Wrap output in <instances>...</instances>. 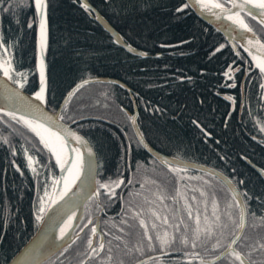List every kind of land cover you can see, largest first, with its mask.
<instances>
[{"label":"trees","instance_id":"16d2710c","mask_svg":"<svg viewBox=\"0 0 264 264\" xmlns=\"http://www.w3.org/2000/svg\"><path fill=\"white\" fill-rule=\"evenodd\" d=\"M87 1L127 44L147 54L132 55L118 46L80 6L78 0H48L49 40L44 49L45 71L50 89L47 108L55 110L65 93L82 79L110 77L120 80L133 96L137 108V125L154 149L168 156H179L180 159L209 166L229 179L236 174L244 175L248 178L250 192L258 194L262 185L256 178L257 172L246 160L264 168V132L261 131L264 126V92L259 88L261 77L255 68L246 75L237 73V78L246 82L241 92L239 85L236 88L225 87L220 75L225 67L224 61L235 59L236 64L247 68L251 57L239 47L241 57H236L225 37L199 18L195 21V29L190 28L192 20L177 21L169 13L177 0ZM11 3L14 5L13 10L7 14L3 8L8 6L9 0H4L3 6H0V27L6 39L16 42L10 54L14 58L16 70L27 72L28 83L23 90L31 94L39 84L36 68L39 22L31 7L32 0H11ZM28 19L33 21L31 28L27 26ZM246 20L256 36L264 42V27L251 17H246ZM201 27L204 31H200ZM189 30L196 31L198 39L187 44L180 43L181 39L187 40L186 32ZM218 43H225V49L212 54V46ZM201 68L205 69L203 73ZM222 94L236 98L232 111L230 104L220 97ZM157 108L159 111L155 110ZM61 110L65 114L63 121L73 123V127L93 147L97 165L101 159L104 161L103 168L97 167L98 180L114 177L117 170L127 176L129 172L126 166L135 169L137 161H143L146 167L142 166L136 171L134 181L144 179L152 167L160 169L157 161L150 163L152 158L149 159L148 154L137 146L127 114L133 113L132 100L121 86L103 82L83 84L70 94ZM193 120H197L201 127L193 124ZM11 123L16 131L9 135V139L17 149L15 160L23 175L8 163L13 157L8 146L0 142V224L5 219L13 221L9 229L10 239L14 232H19V236L12 241V248L7 250L9 258L38 226L39 222H35L31 216V207L34 199L44 190L46 173L57 176L55 161L39 145L38 138L22 125ZM10 132L7 125L0 121V136ZM205 132H210L211 136H205ZM129 145L130 159L127 155ZM22 146L28 148L29 154L35 156L42 165L37 168L41 173L39 192L33 173L26 167ZM37 147L41 150L36 151ZM187 173L188 178L179 176L181 194L189 200L196 194L199 199V192L194 193L193 189H204L208 194L210 218L213 195L218 202V213L222 215L226 211V202L231 199L224 184L204 172L187 170ZM177 178L171 183L169 193H166L168 197L176 195ZM122 187V194L117 195L116 201L121 202L119 197L122 196L124 203L128 204V189ZM133 189L134 192L141 191L140 184ZM144 191L150 193L153 189L146 184ZM101 200L107 201L104 197ZM140 202L141 198L133 201L134 204ZM251 203L253 209L258 207L256 202ZM164 204L167 208L159 204L156 207L160 209L161 215L167 213L171 216L172 209L182 207L183 201L177 203L176 207L169 199ZM193 207L195 209L196 205ZM17 216L23 217L25 222L15 223ZM173 222L170 219V223ZM228 223L231 233L235 226L232 222ZM160 227L161 232L167 229L171 233L167 225L161 224ZM243 234L251 238V243L264 235V226L259 221L253 225L249 215ZM78 240L73 241L66 250L71 249V245L78 243ZM4 252L5 249H0V264ZM172 256L179 259L180 254L170 252L166 259L170 262ZM253 258L259 259L255 255ZM159 259L153 258L143 264H159ZM77 262V259L70 257L63 262L56 261L55 264ZM179 264H188V261L179 259Z\"/></svg>","mask_w":264,"mask_h":264},{"label":"snow or ice","instance_id":"6c2138e0","mask_svg":"<svg viewBox=\"0 0 264 264\" xmlns=\"http://www.w3.org/2000/svg\"><path fill=\"white\" fill-rule=\"evenodd\" d=\"M78 2L86 12L91 14L93 11L91 5L85 0H78ZM3 3L4 0H0V6H3ZM13 7L14 5L9 0L8 6L4 7L3 11L7 14L12 12ZM31 7L34 8L39 22L36 63V67L39 69V84L31 92V97L34 99H29L22 94V89L28 83L27 72L23 69L16 70L14 58L10 54V51L16 47V42L10 38L6 39L4 31L0 27V53H2L0 55V76L4 79L0 94L3 95V99L9 105L8 107H0V114H3L0 116V121H3L11 130L8 135L0 136V142L8 146L13 157L8 163L21 175L23 172L15 160L18 154L17 149L9 139V135L16 131L11 122L22 125L34 134L43 150H47L50 158H54L55 167L60 169V175L53 177L50 172L46 173L44 190L34 199L31 207V216L34 221L41 222L45 231L50 233L53 238L43 245H32L18 249L9 258V251L7 250L12 248V241L19 236V232H14L10 239L9 229L12 227L13 221L10 219L3 220L0 224V227L3 228V231L0 232V249H5L2 264H50L48 257L52 255L53 250H66L69 247L73 241L72 239H65V236L73 226L72 221L76 215L73 209L76 204L64 197L71 185L76 184L77 189L88 199L96 197L97 208H99L98 198L100 196H104L111 203V197L117 195L116 189L121 188L125 183L133 186L135 182L132 179V173L138 171L142 166L146 167L143 161H137L135 169L130 165L127 166L129 172L127 176L122 175L117 170L114 177L98 180L95 170L97 167L103 168L104 161L101 159L97 165L96 153L92 147L88 146V141L84 139V136L68 130L62 123L65 119L62 110L47 111V105L50 103L49 81L39 49H45L48 46L49 3L48 0H32ZM169 13L177 21L192 20L191 29L197 27L195 21L198 16L211 17L216 22L229 21L230 24L227 27L221 23L220 30L226 34H231L229 39L233 42L232 51L235 56L241 57L238 47L243 48L244 52L251 57V62L249 67L243 68L236 64L235 59L231 62L224 61L225 67H223L220 75L225 82V87L236 88L239 85L243 92L246 82L239 80L237 73L246 75L255 68L258 69L261 77L259 88L261 92H264V42L256 36L253 27L246 20V17H251L264 27V0H177V3L170 8ZM97 18H99L98 14ZM15 22L18 23V21ZM32 24V19H28L27 26L31 28ZM237 29L242 30L240 35L243 37L244 43L237 40ZM200 31H204V29L201 27ZM249 33L252 35L249 36ZM186 36L187 40L181 39L179 42L187 44L189 41L198 39L196 31L189 30L186 32ZM117 39L120 38L117 37ZM222 49H225V43H218L212 46L211 52L212 54L219 53ZM146 54L145 52L139 53L140 56ZM200 71L203 73L205 69L201 68ZM180 79H184V77ZM225 99L235 107V97L229 95ZM155 110L159 111L158 108ZM128 119L135 127L136 116L128 115ZM192 122L197 127H201L197 120ZM225 126L227 125L225 124ZM261 131L264 132V126L261 127ZM205 136H211V133L205 132ZM67 137H71L81 147L69 148ZM136 143L137 146L146 149L153 157L150 163L159 160L172 173L186 174L187 170L193 167L191 163L181 160L179 156L171 159L161 157L158 152L150 147L142 132H137ZM84 147H87V158L81 150ZM35 150L40 151L41 149L37 147ZM23 154L26 158V167L33 173L39 192L41 173L37 171V168L42 167V165L35 156L29 154L28 148H23ZM127 155L130 159L131 145L128 146ZM220 158L224 159V157ZM232 172L236 173V170L232 169ZM209 174L218 175L216 173ZM219 178L224 180L223 177ZM256 178L262 185L258 194L250 192L248 178L244 175L236 174L230 179L224 180L231 193V199L226 202V211L221 215L218 213V202L213 195L211 198V218L208 214L207 192L204 189H193L194 193L199 192V199L196 194H193L189 200L180 192L179 175L175 197H168L166 189L162 186H158L155 191L150 193L145 192L144 183L139 182L141 191L128 192V211L125 212V218H122L119 224L114 225L118 233L114 236V246L113 240H109L108 248L105 250L104 233H101L100 240H93L99 230L98 225L92 222L90 216L87 217L91 226V235L87 240L89 250L84 254V258L79 261V264H85V261L92 258L93 254L102 255L107 264H128L126 257L132 261V264H143L140 259L133 260V256L144 253L146 249L158 252L159 264H179V259L188 261V264H264V235L249 243L251 238L242 232L246 227V218L249 215L252 217L253 225L259 221L260 225L264 226V168L258 169ZM233 180H235V185H233ZM153 183L156 182L153 181ZM136 198H141L142 202L134 204L133 201ZM120 199L123 203V197ZM166 199H172L176 203L183 201V206L173 208L171 216L167 213L161 215V211L156 205L159 204L167 208V205L164 204ZM58 201L60 203H57ZM251 202H256L258 207L253 209ZM54 204L56 208L52 209L51 212H46V209L51 208ZM194 204L196 205L195 209ZM201 205L203 206L202 210ZM257 212L260 213L259 216H257ZM170 219L174 222L170 223ZM158 221L160 223H157ZM24 222L23 217L17 216L15 218L17 224ZM228 222H232L235 226L231 233ZM161 224L167 225L171 229V233L167 229L161 232ZM57 228L58 232L55 231ZM57 241L60 243L57 244ZM170 252L179 253V259L177 256H172L169 262L166 258ZM254 255L258 256L259 259H254ZM147 259L150 260L151 257H147Z\"/></svg>","mask_w":264,"mask_h":264},{"label":"water","instance_id":"95a60500","mask_svg":"<svg viewBox=\"0 0 264 264\" xmlns=\"http://www.w3.org/2000/svg\"><path fill=\"white\" fill-rule=\"evenodd\" d=\"M86 3H88L87 0H85ZM89 4V3H88ZM90 5V4H89ZM92 8V12L91 14H89L87 12V14L92 18L94 19L109 35L110 37L113 39V41L118 45L120 46L122 49H124L126 52L132 54V55H136V56H140L139 53L140 52H143L139 49H136L134 48L133 46L127 44L123 38L121 37V35L115 30V28H113L111 26V24L95 9L91 6ZM97 14L99 15V18H97ZM198 18L200 20H202L203 22H205L206 24L212 26L214 29H216L217 31H219L226 39L227 43L231 46L232 48V41L229 39V36L231 34H226L224 31L220 30L221 28V23L227 27L230 22L227 21V20H222L221 22H216L214 21L211 17H205V16H198ZM242 30H239L237 29L236 31V35H237V40L240 42V43H244V40H243V37L240 35ZM249 36H251L252 34L249 33L248 34ZM117 37H119L120 39L118 40ZM260 39V38H259ZM261 40V39H260ZM262 41V40H261ZM263 42V41H262ZM259 55V53H257ZM40 55H41V58L44 60V49L40 52ZM146 56V55H145ZM94 82H103V83H113V84H116V85H119L121 86L122 88L125 89V91L128 93L129 97L131 98L132 100V104H133V113L130 114L127 112L128 115H135L136 118H137V108H136V104L134 102V99H133V96L131 95L130 93V90L129 88L120 80H117V79H114V78H110V77H88V78H85V79H82L80 81H78L77 83H75L66 93L65 95L63 96L61 102L59 103L58 107L55 109L56 111H61V109L63 108L64 104L66 103L68 97L70 96V94L76 89L78 88L79 86L83 85V84H86V83H94ZM3 84H4V79L2 76H0V92H2V88H3ZM22 94L24 96H27L29 99H34L33 97H31V94L25 92L23 89H22ZM227 95H220V97L222 99H224L226 102H228L230 104V111L233 110V106L231 104V102L227 101L225 99ZM9 105L5 102V100L3 99V95L0 94V107H8ZM47 111L51 112L52 109H49L47 108ZM62 123L67 127L68 130L70 131H73V132H77L78 134L82 135L79 131H77L74 127H73V123L71 122H64L62 121ZM130 125H131V128H132V131H133V134L137 140V132H141L138 125H137V122H136V126L133 127L132 126V123L130 121ZM83 136V135H82ZM68 139V142L71 143L72 146H76V147H81L80 145H77L72 139L71 137H67ZM85 140H87L85 137H84ZM88 141V140H87ZM150 145V144H149ZM88 146L89 147H92L91 144L88 142ZM150 147H152L150 145ZM142 148V147H141ZM153 148V147H152ZM93 149V147H92ZM150 157H152L148 151L144 148H142ZM154 149V148H153ZM85 158H87V147H84L81 149ZM94 151V149H93ZM155 152H158L160 154L161 157H164V158H167V159H171V158H174L172 156H168V155H165L159 151H157L156 149H154ZM153 158V157H152ZM183 160V159H181ZM157 162H159L160 164H162L159 160H156ZM184 161H187V160H184ZM249 165L252 166V168L258 172V169H260L258 166L252 164L251 162H249L248 160H246ZM189 163H191L193 165L192 168H190L191 170H198V171H203L205 173H216L218 175H212L214 177H216L218 180H220L224 186L228 189V185L227 183L224 182V180L226 179H229L226 175H224L223 173H221L220 171L214 169V168H211L209 166H206V165H202V164H199V163H195V162H192V161H187ZM58 169V174L57 176L60 175V169ZM96 173H97V168H96ZM219 177H223L224 180L220 179ZM234 185V184H233ZM229 190V189H228ZM65 199H68V200H72L75 204H76V207L73 209L75 212H76V215L75 217L73 218V223H72V228L69 230V233L66 234L65 236V239H72L73 240V237H72V232L76 226V224L78 223L79 221V218H80V215L82 214V211H83V206L84 204L86 203L87 200H89L87 197L84 196V194L82 192H80L78 189H77V185L74 184L73 187H71V189L65 194ZM57 203H60V201H58ZM56 208V205H52L51 208H47L46 209V212H51L52 209ZM245 229V228H244ZM244 229L242 230V232L244 231ZM56 231V229H55ZM52 239V235L50 233H47L44 229V225L39 222L36 230L34 231V233L29 237V239L19 248V249H23L24 247L26 246H32V245H43V244H46L48 240H51ZM60 241H57V244H59ZM58 251H55L53 250L52 252V255L48 257L51 258L55 253H57ZM147 257H151V259L153 258H157L158 257V254H151V255H148L146 257H143L141 258L140 260L144 263L146 261H148L149 259H147ZM150 259V260H151Z\"/></svg>","mask_w":264,"mask_h":264},{"label":"flooded vegetation","instance_id":"af4514ba","mask_svg":"<svg viewBox=\"0 0 264 264\" xmlns=\"http://www.w3.org/2000/svg\"><path fill=\"white\" fill-rule=\"evenodd\" d=\"M243 102V100L241 101ZM240 102V104H241ZM239 104V106H240ZM145 152V151H144ZM146 153V152H145ZM149 159H151L149 157ZM128 166V165H127ZM126 166V167H127ZM156 166V165H155ZM159 168L167 169V167L163 164L158 163ZM128 168V167H127ZM129 174V173H128ZM136 172L132 173V179L134 181V178L136 177ZM139 176H142L139 175ZM177 173H172L169 171V177L171 181L176 180ZM134 185L130 186L127 183H125L123 186L127 187V194L129 191L134 192L135 185L140 184L139 182H142V180L134 181ZM133 187V188H131ZM123 188V187H121ZM118 188L116 189L117 195L122 194V189ZM156 190V189H154ZM140 190H138L139 192ZM111 197V203L108 201L102 202L101 198L104 196H100L98 198V202L100 204V207L97 208V198L93 197L92 199H89L83 206L82 214L80 215L79 221L76 224L73 232L72 237L73 240H78V243L71 245L72 248L69 250L62 249L59 252H57L54 256H52L50 259V264H55L56 261L63 262L64 260H68V258L72 257L73 260L77 259V263L79 264V261L84 258V254L89 250L87 248V240L88 237L91 235V226L89 224V221L87 217H91L92 222L96 223L98 225V232L93 237L94 241H98L101 239V233H104L103 239L105 240V250L108 248V241L113 240V246L115 245L114 236L117 235V230L114 227L115 224H119L120 220L122 218H125V212L128 211V204L121 202H117L116 199L118 196ZM122 197V196H120ZM119 197V198H120ZM172 197V196H170ZM174 197V196H173ZM101 200V201H100ZM171 202L175 204V207L177 206V203L169 199ZM121 201V200H120ZM111 210H115L114 213H110ZM109 211V212H108ZM108 233H111V235H108ZM70 246V245H69ZM115 250V249H114ZM106 254V251H105ZM127 260V257L125 258ZM85 264H107V261L103 260L102 255L93 254V257L85 261Z\"/></svg>","mask_w":264,"mask_h":264},{"label":"rangeland","instance_id":"374dc122","mask_svg":"<svg viewBox=\"0 0 264 264\" xmlns=\"http://www.w3.org/2000/svg\"><path fill=\"white\" fill-rule=\"evenodd\" d=\"M178 175L183 176V177H187V178L189 177V174L187 172H186V174L180 173V174H177V176ZM141 180L144 183V185L148 184L149 187H151L153 189V191H154V185H155V187L156 186L157 187L162 186L164 189H166V193H169L171 183L173 182V181H171V179L169 177L168 168L167 169L160 168L159 170H156L153 167L148 171V173L144 177V179L141 178ZM153 181H155L156 183H153ZM151 254H158V252H154V251L146 249L145 252L142 254H134L133 260L134 259H141V258L146 257V256L151 255ZM126 261H128V263L132 262L128 258Z\"/></svg>","mask_w":264,"mask_h":264},{"label":"bare ground","instance_id":"6f19581e","mask_svg":"<svg viewBox=\"0 0 264 264\" xmlns=\"http://www.w3.org/2000/svg\"><path fill=\"white\" fill-rule=\"evenodd\" d=\"M38 35H39V31H38ZM43 49H39V51L41 52ZM38 69V68H37ZM38 72H39V69H38ZM68 147L69 148H72V147H76V146H72L70 142H68ZM74 185V184H73ZM73 185H71L68 189V191L71 189V187H73ZM67 191V192H68ZM56 232H58V228L56 229ZM53 238V237H52Z\"/></svg>","mask_w":264,"mask_h":264}]
</instances>
